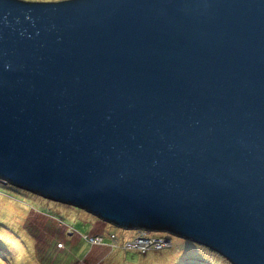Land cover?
<instances>
[{
    "label": "water",
    "instance_id": "obj_1",
    "mask_svg": "<svg viewBox=\"0 0 264 264\" xmlns=\"http://www.w3.org/2000/svg\"><path fill=\"white\" fill-rule=\"evenodd\" d=\"M0 181L264 264V0H0Z\"/></svg>",
    "mask_w": 264,
    "mask_h": 264
},
{
    "label": "rangeland",
    "instance_id": "obj_2",
    "mask_svg": "<svg viewBox=\"0 0 264 264\" xmlns=\"http://www.w3.org/2000/svg\"><path fill=\"white\" fill-rule=\"evenodd\" d=\"M25 1H62V0H25ZM48 205L46 209H49V212L43 213L39 211V207L44 208L42 205ZM39 206V207H38ZM60 207V210L58 208ZM41 213V214H40ZM39 214V215H38ZM46 214L51 218V216L55 217V220L63 219L65 224L61 222V226L66 227L65 233L68 231H73V227L77 228V233L79 236L88 235L91 233L92 224L95 227H99L100 234H96V236H104L109 235L114 241H118L120 238H129L132 236L134 231H123L117 227H113L106 223H102L98 221L94 216H90L83 210H78L73 207L64 206L62 204H56L51 201H47L39 196H35L29 192H24L19 189H13L8 186L0 185V239L6 241V244L0 245V264H30L28 261L27 255L32 253L30 256L32 257L31 264H44L43 258L41 257V253L44 252V247L47 246L50 254L55 252L52 249L51 243L48 244V239L42 235V232L38 227L42 226L45 219L41 215ZM58 214L56 217L55 215ZM35 215V216H34ZM39 216V218L37 217ZM48 217V218H49ZM53 222L52 227L50 224ZM93 222V223H92ZM58 224H60L58 222ZM68 225V226H67ZM71 226V227H70ZM50 228H56V222L52 220L49 221L48 230ZM60 231V230H59ZM144 232V231H143ZM154 235H166L163 233H152ZM46 239V243L44 244V240ZM108 242L113 243L111 238L106 237ZM79 241L85 242L80 239ZM174 247L177 248L181 245L182 250H185V247L182 246L181 240L172 236ZM52 242V241H51ZM180 244V245H179ZM54 245V241H53ZM118 246V243H116ZM2 246V247H1ZM98 247V244L94 243L92 247ZM187 246V245H186ZM78 247V246H77ZM72 249L73 247L70 246ZM75 249V247H74ZM89 248L86 247L85 250ZM171 250V249H170ZM170 250H164L159 253L169 255ZM179 250V249H178ZM119 251V250H118ZM117 251V252H118ZM179 251V253H180ZM182 252V256L184 255ZM178 253V254H179ZM114 254V253H113ZM158 253L153 250H148L146 255L141 253H137L133 250H128L126 254L122 252V263L124 264H162L161 261L155 263ZM70 261H73V258L79 260L82 258L83 254L79 257L74 256L73 253L70 254ZM74 256V257H73ZM179 255H175L174 258H179ZM75 260V261H76ZM174 260V259H173ZM181 261V260H179ZM119 263V262H117ZM45 264H50L49 262ZM99 264V263H97Z\"/></svg>",
    "mask_w": 264,
    "mask_h": 264
},
{
    "label": "crops",
    "instance_id": "obj_3",
    "mask_svg": "<svg viewBox=\"0 0 264 264\" xmlns=\"http://www.w3.org/2000/svg\"><path fill=\"white\" fill-rule=\"evenodd\" d=\"M42 206L44 208H41L38 206L40 208L39 211H42L43 213L47 214L49 212L50 208L46 204H44ZM46 207H48L49 209H46ZM46 214L41 215L45 219H43L44 220L43 225L38 227V229H40V231L42 232V235H44V237H46L48 239V241H47L48 244L51 243L52 249L55 251L53 254H52V252L50 254L47 246H43L44 252L41 253L42 254L41 257L43 256L42 258H44L45 260H51L50 259L51 255H53V258L50 261V264H97L98 263L97 261H99L101 259L100 257H102V256H104L103 257V259H104L103 263H105V264H122V257H120L121 256L120 253H118V252H116L114 254L110 253L111 251L108 250V247L106 246V244L98 246V247H95V246L92 247L86 240H84L85 242H83V243H82V241H79L81 238L76 232V230H77L76 227H74L76 230L72 236H70L69 234L67 235V232L65 233L66 227L61 226V224H58L59 220L56 221L54 216H51V218L53 221L56 222V228L57 229L50 228L48 230L47 228H48V224H49V221L51 218L48 215L46 217ZM37 217L39 218V216H37ZM52 225H53V222L50 224V227H52ZM100 231L101 230H99V227H95L92 224V230H91V233H89V234H92V235L100 234ZM43 239H45V238H43ZM53 241H54V245H53ZM62 241H63L62 248L57 249L56 244L59 242H62ZM105 242H108V241H105V239H104V243ZM43 243L44 244L46 243V239L44 240ZM70 246H72L73 248L71 249ZM74 247H75V249H74ZM86 247H88L89 249L85 250ZM71 253H73L74 256H76V257H79L81 254H83V256L79 260H76V258H73V261H70V258H71L70 254ZM117 262H119V263H117Z\"/></svg>",
    "mask_w": 264,
    "mask_h": 264
},
{
    "label": "trees",
    "instance_id": "obj_4",
    "mask_svg": "<svg viewBox=\"0 0 264 264\" xmlns=\"http://www.w3.org/2000/svg\"><path fill=\"white\" fill-rule=\"evenodd\" d=\"M0 185L1 186H8V187H11V188H13L14 190L15 189H18V188H15V187H13V186H11V185H9L8 183H3V182H1L0 181ZM20 190V189H19ZM22 191V190H21ZM25 192V191H24ZM74 208V207H73ZM58 210L59 211H61L60 210V207L58 208ZM56 217L58 216V214H56L55 215ZM59 217V216H58ZM59 220V222H60V224H61V222H63L64 220L63 219H58ZM63 223H65V221L63 222ZM66 225V224H65ZM68 226V225H67ZM71 227V226H70ZM72 228H73V231L71 232V231H68L67 232V235L69 234L70 236H72L73 235V233H75V228L72 226ZM76 232H77V230H76ZM78 234V233H77ZM140 235V231H134L133 233H132V236L131 237H129V238H120L118 241H114L109 235H105V237L104 236H102L101 238H102V241H101V243L100 244H98V246H101V245H105L106 244V246L108 247V250L109 251H111L110 253H116L118 250V253H120L121 255H122V252H124V254H126V252L128 251V250H133V251H136L137 253L139 252V253H141L139 250L137 251V250H134V249H131V248H128L127 246H126V244L127 243H129V242H131V241H133L135 238H137V236H139ZM153 238H159V237H161V238H167V239H170L171 240V245H170V247H164V248H162V249H160L159 251H155V250H153V249H151V250H153V251H155L156 253H158L156 256H157V258H156V260H155V263L156 262H158V261H161V263L162 264H231V263H229L228 261H227V259H225V258H223L221 255H219L218 253H216V252H214V251H211L210 249H208V248H206L205 246H199V245H197V244H194V243H190V242H187V241H185V240H183V239H180L181 240V244H184V245H182V246H184L185 247V250H184V252H183V256L181 255L182 254V252L180 251V250H182V248H181V245L179 246V247H177V248H175L174 246V244H173V241H172V236L169 234V235H154V234H150ZM88 236H92V237H94V236H96L95 234L94 235H92V234H88ZM100 237V236H99ZM106 237H108V238H111L112 239V241H113V243H111V242H105L104 243V239H105V241H107L106 239ZM80 238L82 239V240H85L84 239V237L82 236H80ZM62 243V246H63V241L61 242ZM116 243H118V246L116 245ZM4 244H6V241H4V240H2V239H0V245H4ZM58 244V243H57ZM57 244H56V247H57ZM187 245V246H186ZM92 246V245H91ZM2 247V246H1ZM104 248V247H103ZM58 249V248H57ZM171 249V250H170ZM179 249V250H178ZM164 250H170V252H169V255H167L166 256V253L165 254H161V253H159V252H161V251H164ZM179 251H180V253H179ZM148 252V251H147ZM147 252H145V253H141V254H143V255H146L147 254ZM179 253V254H178ZM32 253H29L28 255H27V258H28V261L30 262V264L33 262L34 263V261H32V257L30 256ZM42 255V254H41ZM175 255H179L178 257L179 258H174V256ZM43 257V256H42ZM103 257L104 256H102V257H100L101 259L99 260V261H97L99 264H102L103 263ZM52 258H53V255H51V260H52ZM174 259V260H173ZM51 260H45L44 258H43V261L45 262V263H47V262H49L50 263V261ZM179 260H181V261H179ZM101 261V262H100ZM44 263V264H45ZM103 264H105V263H103ZM123 264V263H122ZM124 264H126V262L124 263ZM149 264V263H148Z\"/></svg>",
    "mask_w": 264,
    "mask_h": 264
},
{
    "label": "built area",
    "instance_id": "obj_5",
    "mask_svg": "<svg viewBox=\"0 0 264 264\" xmlns=\"http://www.w3.org/2000/svg\"><path fill=\"white\" fill-rule=\"evenodd\" d=\"M150 234L151 233L149 232L147 233L140 231V235L137 236V238H135L133 241L127 243L126 246L137 251L139 250L141 253H145L151 249L159 251L164 247H170L171 244L169 239L161 237L153 238ZM83 237L92 246L94 245V243L100 244L102 241V238L99 236L92 237L88 235H83ZM57 247L62 248V243L59 242L57 244Z\"/></svg>",
    "mask_w": 264,
    "mask_h": 264
},
{
    "label": "clouds",
    "instance_id": "obj_6",
    "mask_svg": "<svg viewBox=\"0 0 264 264\" xmlns=\"http://www.w3.org/2000/svg\"><path fill=\"white\" fill-rule=\"evenodd\" d=\"M170 243H171V240L169 239ZM58 248V247H57Z\"/></svg>",
    "mask_w": 264,
    "mask_h": 264
}]
</instances>
